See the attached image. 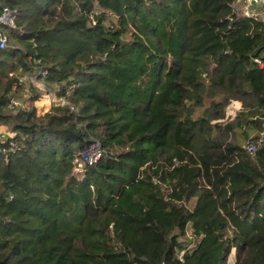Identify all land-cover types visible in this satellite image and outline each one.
Wrapping results in <instances>:
<instances>
[{"label": "trees", "instance_id": "obj_1", "mask_svg": "<svg viewBox=\"0 0 264 264\" xmlns=\"http://www.w3.org/2000/svg\"><path fill=\"white\" fill-rule=\"evenodd\" d=\"M231 1L0 0V264H264V26Z\"/></svg>", "mask_w": 264, "mask_h": 264}, {"label": "built area", "instance_id": "obj_2", "mask_svg": "<svg viewBox=\"0 0 264 264\" xmlns=\"http://www.w3.org/2000/svg\"><path fill=\"white\" fill-rule=\"evenodd\" d=\"M231 12L236 18H248L253 21L260 20L263 23L264 26V0H241L240 7H235L232 4H230ZM16 16L12 9H10L7 6H0V49L5 48L8 45V35L6 33L9 29H15L16 28V22H15ZM255 62H258L257 59H253ZM46 97L49 100V106L52 105L53 99L49 97L48 94H46ZM16 104L15 101L10 100V103L8 106L12 107ZM47 108H45L43 111H46ZM42 111V112H43ZM1 143H3V137L0 136V148ZM264 144V140L262 136L259 137H249L242 145V148L245 152L251 153L255 151V149L260 145ZM78 155L75 156L73 159L74 172H81L82 171V164L88 163L91 164L97 159H99L102 155V151L98 147L97 142L91 143L88 147L84 148L82 151L77 153ZM177 258L179 261H183L182 258V252H180L177 255ZM160 264H164L163 262Z\"/></svg>", "mask_w": 264, "mask_h": 264}, {"label": "rangeland", "instance_id": "obj_3", "mask_svg": "<svg viewBox=\"0 0 264 264\" xmlns=\"http://www.w3.org/2000/svg\"><path fill=\"white\" fill-rule=\"evenodd\" d=\"M233 3V5L235 6V7H240V4H241V0H232L231 1V4ZM52 98V97H51ZM53 99V98H52ZM43 103H41V104H46L47 106L49 105V100H48V98L46 97V94H45V96H43V97H41V99H40ZM53 101V100H52ZM44 102H46V103H44ZM40 104V102H38L37 103V105L38 106H42V105H39ZM239 106V104L238 103H235V102H232V103H229L228 105H227V112L229 113V114H231V115H233V113H234V111L237 109V108H239L238 107ZM256 133H254V135H252V136H257V134L255 135ZM263 134V133H262ZM245 140V139H244ZM76 174H78L77 172H75ZM80 173V172H79ZM193 201H189V202H186L185 203V206L186 207H188L189 209H191L192 207H193ZM188 236L189 238H191L190 237V234H189V226H187L186 227V232H185V236ZM229 263H232V259H230L229 258Z\"/></svg>", "mask_w": 264, "mask_h": 264}, {"label": "crops", "instance_id": "obj_4", "mask_svg": "<svg viewBox=\"0 0 264 264\" xmlns=\"http://www.w3.org/2000/svg\"><path fill=\"white\" fill-rule=\"evenodd\" d=\"M39 102H40L39 105H42V106H40L38 110L43 111L45 108H47V105H46V104H44V105L41 104V103H43L41 100H40ZM44 103H46V102H44ZM0 132H1V128H0ZM260 133H261V132H260Z\"/></svg>", "mask_w": 264, "mask_h": 264}]
</instances>
